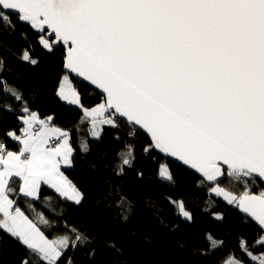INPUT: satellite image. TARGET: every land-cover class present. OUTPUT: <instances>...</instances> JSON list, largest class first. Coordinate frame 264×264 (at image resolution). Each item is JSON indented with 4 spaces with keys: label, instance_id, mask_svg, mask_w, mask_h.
I'll return each instance as SVG.
<instances>
[{
    "label": "snow or ice",
    "instance_id": "obj_1",
    "mask_svg": "<svg viewBox=\"0 0 264 264\" xmlns=\"http://www.w3.org/2000/svg\"><path fill=\"white\" fill-rule=\"evenodd\" d=\"M12 13L39 32L48 30L52 40L42 36L43 47H64L65 69L106 93L105 104L83 109L96 139L103 125L117 127L118 114L146 130L155 148L209 181L252 174L264 179V0H0V27L15 28ZM23 59L37 63L27 52ZM0 85L10 91L5 81ZM57 95L83 108L67 74ZM109 109L112 118L97 119ZM3 110L11 111L7 105ZM21 112L28 113L21 117L23 135L5 133L22 144L20 152L0 142V230L25 248L21 264H74L72 253L89 243L87 235L65 225L64 234L49 238L18 203L20 196L38 200L41 182L81 203L83 194L61 171L73 166L70 134L48 127L27 107ZM34 122L41 130L29 131ZM51 136L63 142L49 148ZM81 150L88 151L86 143ZM128 157L123 164H130V151ZM159 174L174 182L165 166ZM13 177L23 182L18 192L9 183ZM214 190L258 228L251 242L239 237L241 255L230 254L223 264H264V191L235 196ZM39 222L55 228L43 215ZM209 240L213 248L223 246Z\"/></svg>",
    "mask_w": 264,
    "mask_h": 264
},
{
    "label": "trees",
    "instance_id": "obj_2",
    "mask_svg": "<svg viewBox=\"0 0 264 264\" xmlns=\"http://www.w3.org/2000/svg\"><path fill=\"white\" fill-rule=\"evenodd\" d=\"M11 19L14 29L0 27V81L10 90L5 92L0 85V142L7 151L19 150L20 145L5 133L20 135L21 117L28 114L21 112L22 107L41 118H52L53 126L70 134L73 166L64 173L83 194L77 205L43 185L38 200L20 196L18 203L25 214L49 238L64 234L65 225L87 235L89 243L72 253L74 264H223L230 254L239 257V237L251 242L258 228L234 203L211 191L217 186L235 196L246 190L259 195L264 186L254 178L239 176L225 177L209 187L193 173L158 156L143 133L117 117V127L105 126L99 139H91L90 120L82 109L67 105L57 95L66 75L63 47L49 52L40 42L41 35L16 16ZM25 52L37 63L24 60ZM71 80L83 107L103 102L83 83ZM12 92L22 99L17 100ZM4 105L11 111H4ZM131 131L135 134L129 135ZM84 143L87 152L81 150ZM129 151L130 164L126 165L122 161L129 158ZM162 166L174 182L160 176ZM9 183L19 191V179ZM179 202L191 214V221L179 214ZM41 215L55 228L40 223ZM209 237L222 241L223 246L213 248ZM24 256L25 248L0 230V264H21Z\"/></svg>",
    "mask_w": 264,
    "mask_h": 264
},
{
    "label": "water",
    "instance_id": "obj_3",
    "mask_svg": "<svg viewBox=\"0 0 264 264\" xmlns=\"http://www.w3.org/2000/svg\"><path fill=\"white\" fill-rule=\"evenodd\" d=\"M12 16H16V17H17V14H16V13H12ZM19 21H20V23H21L22 25L29 26V28H30L31 30H33L34 32H36L38 35H41V36L44 35V36L46 37V39H48V40L51 42L52 37L48 36V34H47L48 30H46L45 32L42 33V32H39L37 29L33 28V27L31 26L30 23L24 22V21H22V20H19ZM57 47H60V46L57 45L56 48H57ZM63 49H64V51H65V48H64V47H63ZM63 62H64V60H63ZM63 71H64V73L67 74L69 77H71V78H73V79H76L77 81L83 83L85 86H87V87H88L90 90H92L94 93H96L97 95H99L100 97H102L103 101L106 103V93H104L101 89H99V88L96 87L95 85L91 84L89 81L85 80L83 77H79V76L76 75L75 73H69L68 70L65 69V67H63ZM113 111H114V110L109 109V112H110L111 114L113 113ZM115 117H117V118L121 119L122 121L126 122V118L121 117V116H119L118 114H116ZM126 123H127V122H126ZM127 124H129V123H127ZM129 125L133 127V125H131V124H129ZM134 128L137 129V130H139L141 133H143V134L148 138V140L150 141V143H151V145H152V147H153L154 152H155L158 156H160V157H162V158H164V159H166V160L172 162L173 164H176V165H178V166H180V167L186 169L187 171L193 173V174L196 175L199 179H201V180H202L207 186H209V187H214V186L218 185V184H219V183L225 178V177H219V178L217 179V181H209V180H207L206 177H204V176H203L200 172H198L196 169H193L191 166L184 164L182 161L178 160L176 157H173V156H170V155H168V154H165L164 152H162V151H160L159 149L155 148V147H154V144H153V141H152V138H151V135H150L149 133H147L146 130L142 129V128H141L140 126H138V125L134 126ZM220 166H221L222 169H226V168H227V166H226V165H223L222 162H221ZM241 176H243V175H241ZM249 177L256 179L259 183H261V184L264 186V179L258 177L256 174H252V175L249 176ZM253 195H257V194H253ZM237 208H238V207H237ZM238 211H239V213H240L243 217H245V218H247L248 220H250V221H251V222L257 227L256 223L253 222V221L251 220L250 217H247V214L243 213L239 208H238Z\"/></svg>",
    "mask_w": 264,
    "mask_h": 264
},
{
    "label": "rangeland",
    "instance_id": "obj_4",
    "mask_svg": "<svg viewBox=\"0 0 264 264\" xmlns=\"http://www.w3.org/2000/svg\"><path fill=\"white\" fill-rule=\"evenodd\" d=\"M69 80L71 81V84H72V86L74 87V83L72 82V80H71V78H69ZM75 88V87H74ZM79 97H80V95H79ZM67 105H69V106H73V107H79L80 109H82V111H83V109H89V110H91V109H94V108H98L99 107V105H101V104H105V102L103 101V102H101V103H99V104H97L96 106H93V107H91V108H85V107H83V108H81L80 106H78V105H73V104H69L67 101H65V100H63ZM80 103H81V99H80ZM81 105H82V103H81ZM83 106V105H82ZM83 113H84V111H83ZM84 117H85V115H84ZM86 119H89L90 120V138L91 139H95L96 140V138L95 137H93V135H92V124H91V118H89V117H85ZM105 118H112V115L110 114V112H109V110L108 111H106L102 116H99L97 119L98 120H103V119H105ZM40 120H46V121H48V119H40ZM36 126V124H34V126L33 127H35ZM105 126H108V125H103L102 127H103V129H104V127ZM98 127H99V125H98ZM249 177V176H248ZM217 188H220V187H214L213 189H212V191H211V194L212 195H216V196H219V197H222L226 202H228V200H226L222 195H218L217 194V192L214 190V189H217ZM182 202H179L178 203V209H179V214L184 218V220H186V221H191L192 220V216H191V214L188 212V211H186L185 210V208H184V206H183V209H181V207H180V204H181ZM188 212L189 214H190V219H188V218H186L184 215H183V212Z\"/></svg>",
    "mask_w": 264,
    "mask_h": 264
},
{
    "label": "crops",
    "instance_id": "obj_5",
    "mask_svg": "<svg viewBox=\"0 0 264 264\" xmlns=\"http://www.w3.org/2000/svg\"><path fill=\"white\" fill-rule=\"evenodd\" d=\"M61 99V98H60ZM62 100V99H61ZM63 101V100H62ZM64 102V101H63ZM36 114H38V113H36ZM38 117H39V119H43V118H41L40 117V115L38 114ZM21 122H22V120H21ZM23 123V122H22ZM34 124H36V125H39L40 126V124L39 123H33V126H34ZM48 127H50V128H58V129H60L61 131H64V132H67L66 130H64V129H62V128H60V127H58V126H53L52 125V118H49L48 119ZM29 131H32V132H37V131H35V129H34V127H32L31 129H29ZM69 133V132H68ZM23 134H20V135H18V136H22ZM63 139H64V137H59V138H57V136H51L50 138H49V141H48V147L49 148H51V147H54V146H58L60 143H62L63 142ZM15 142H17L19 145H20V147H19V150L18 151H16V153H19L20 152V150H21V148H22V144L18 141V140H15V139H13ZM69 143H70V145H71V138H70V135H69ZM71 147H72V145H71ZM12 152H14V151H12ZM73 155H74V153H73ZM66 169H70V168H67V167H64L63 165L61 166V171H63L64 172V170H66ZM65 174V173H64ZM13 178H17V179H19L20 180V178H18V177H13ZM12 178V179H13ZM21 181V184L23 183L22 182V180H20ZM43 185H45L46 187H48L49 189H51V190H53L52 188H50L49 186H47L46 184H44L43 182H41V185H40V189H39V195H40V191H41V187L43 186ZM54 191V190H53ZM55 192V191H54ZM64 198V197H63ZM32 199V198H31ZM34 200V199H33ZM71 201V200H70Z\"/></svg>",
    "mask_w": 264,
    "mask_h": 264
},
{
    "label": "bare ground",
    "instance_id": "obj_6",
    "mask_svg": "<svg viewBox=\"0 0 264 264\" xmlns=\"http://www.w3.org/2000/svg\"><path fill=\"white\" fill-rule=\"evenodd\" d=\"M21 124H22V127H21V129H20V134H23V131H22V130H23L24 128H26L27 126H26L25 124H23L22 122H21Z\"/></svg>",
    "mask_w": 264,
    "mask_h": 264
},
{
    "label": "built area",
    "instance_id": "obj_7",
    "mask_svg": "<svg viewBox=\"0 0 264 264\" xmlns=\"http://www.w3.org/2000/svg\"><path fill=\"white\" fill-rule=\"evenodd\" d=\"M34 129H35V131H39V130H41V126H39V125H36L35 127H34ZM6 150V149H5ZM7 151V150H6Z\"/></svg>",
    "mask_w": 264,
    "mask_h": 264
},
{
    "label": "clouds",
    "instance_id": "obj_8",
    "mask_svg": "<svg viewBox=\"0 0 264 264\" xmlns=\"http://www.w3.org/2000/svg\"><path fill=\"white\" fill-rule=\"evenodd\" d=\"M111 114V113H110Z\"/></svg>",
    "mask_w": 264,
    "mask_h": 264
}]
</instances>
